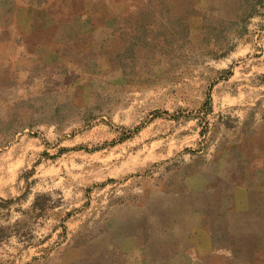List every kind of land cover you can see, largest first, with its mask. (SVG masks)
I'll list each match as a JSON object with an SVG mask.
<instances>
[{
	"label": "rangeland",
	"instance_id": "rangeland-1",
	"mask_svg": "<svg viewBox=\"0 0 264 264\" xmlns=\"http://www.w3.org/2000/svg\"><path fill=\"white\" fill-rule=\"evenodd\" d=\"M263 127L264 0H0V264H239L191 192Z\"/></svg>",
	"mask_w": 264,
	"mask_h": 264
},
{
	"label": "crops",
	"instance_id": "crops-1",
	"mask_svg": "<svg viewBox=\"0 0 264 264\" xmlns=\"http://www.w3.org/2000/svg\"><path fill=\"white\" fill-rule=\"evenodd\" d=\"M213 157L192 188L191 212L223 234L239 264H264V127Z\"/></svg>",
	"mask_w": 264,
	"mask_h": 264
}]
</instances>
